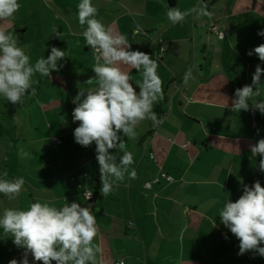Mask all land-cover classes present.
I'll return each mask as SVG.
<instances>
[{
  "label": "crops",
  "instance_id": "crops-1",
  "mask_svg": "<svg viewBox=\"0 0 264 264\" xmlns=\"http://www.w3.org/2000/svg\"><path fill=\"white\" fill-rule=\"evenodd\" d=\"M18 3L24 16L18 18L22 26L11 22L4 28L18 37L19 47L28 45L30 62L46 59L51 47L66 51V58L58 61L63 67L52 72L51 78L34 77L39 81L34 84L36 92L26 95L22 105L14 106L0 96V173L7 170V179L25 180L15 199L0 194V215L8 208L25 210L33 202L60 207L66 200L90 207L96 217L94 244L101 249L99 264L233 261L239 241L220 223L219 212L228 198L235 202L242 195L243 185L258 180L264 186V174L256 168L260 158L249 150L264 138V115L230 110L236 89L251 85L250 74L258 64L264 69V62L254 53L255 47L264 44V36L257 35L264 31V0H92L96 19L114 33L126 35L136 50L157 61L163 90V99L153 105L158 123L145 120L135 138H123L124 151L133 155L130 171L135 170L136 178L126 174L106 198L101 193L95 142L84 148L73 136L79 122L73 123L76 105L72 100L79 91L96 86L94 80L86 83L95 76V58L82 35L87 25L78 21L81 0ZM201 4L210 17L197 18L193 13L175 25L167 18L168 7L183 12ZM38 7L54 11L55 17H38V33L29 38L28 11ZM43 27L49 34H44ZM212 27L218 32L211 31ZM54 30L63 33L61 39ZM125 70L137 87L141 75L135 69ZM189 71L191 78L185 85ZM53 138L61 143H54ZM110 153L119 163L123 151ZM161 171L173 182L161 181L146 189L145 184ZM81 173L89 174L84 183L94 191L91 202L76 188ZM23 251L0 228V264L12 259L19 264ZM243 257L249 264H264L259 255ZM28 260L33 264L31 255Z\"/></svg>",
  "mask_w": 264,
  "mask_h": 264
},
{
  "label": "clouds",
  "instance_id": "clouds-1",
  "mask_svg": "<svg viewBox=\"0 0 264 264\" xmlns=\"http://www.w3.org/2000/svg\"><path fill=\"white\" fill-rule=\"evenodd\" d=\"M20 7L18 0H0V96L14 106L22 105L26 95L35 94L34 84L39 82L34 79L37 74L51 78L52 72L63 67L58 61L66 58V51L51 47L46 59L43 56L34 64L30 62L26 54L28 45L19 47L18 37L4 28L15 19ZM77 7L79 24L87 25L82 35L95 58L92 68L95 76L86 83L92 84L94 80L96 86L79 91L72 100L76 105L72 112L73 123L79 122L73 136L75 142L84 148L95 142L101 193L106 198L114 187H118L117 182L124 181L126 174L129 179L136 178L135 170L130 171L133 155L124 151L126 143L123 138H135L136 129L145 120L158 123L153 105L163 99L162 81L157 75V61L144 52L132 50L126 35L114 33L95 18L97 8L92 0H81ZM193 13L197 18L211 16L203 4L183 12L177 7H168L166 15L175 25ZM54 34L59 39L63 36L57 30ZM257 35L264 36V31ZM254 53L264 62V44L255 47ZM247 54L251 56L253 52ZM125 67L135 69L141 75L137 87H133ZM261 75H264V69L258 64L251 85L236 89L232 112L259 111L264 115V100L258 99L261 96ZM190 78L189 71L183 83L187 85ZM259 131L257 129V135ZM110 150L123 151L119 163ZM249 150L252 156L260 158L256 168L264 174V138L250 145ZM23 155L29 154L24 152ZM7 177V170L0 173V194L12 200L21 191L25 180L23 177L14 180ZM218 216L220 223L239 241L238 255L252 253L253 258L256 255L264 257V186L260 181L251 186L243 185L242 195L235 202L229 198L224 201ZM0 228L6 236L11 235L18 249L24 250L19 264H29V255L33 264H52L53 261L56 264H99L101 249L94 244L98 231L96 217L90 207L76 202L69 204L66 200L60 207L33 202L25 210L5 209L0 215ZM9 264H18V261L12 259Z\"/></svg>",
  "mask_w": 264,
  "mask_h": 264
},
{
  "label": "rangeland",
  "instance_id": "rangeland-1",
  "mask_svg": "<svg viewBox=\"0 0 264 264\" xmlns=\"http://www.w3.org/2000/svg\"><path fill=\"white\" fill-rule=\"evenodd\" d=\"M53 12L54 11H52L50 9L46 10L44 7H41V8L38 7V10H29L28 11V13L30 14V16H29V20L30 21L28 20V18L26 20L30 22V24H28L29 29H30V31H29V38H32L36 33H38L39 27L38 26H35V23H36L35 20H37L38 17L41 18V19H43V20H49L50 17H55V15H53L54 14ZM22 16H23L22 15V11L19 9L15 13V19L12 21L13 24H16L17 26H22L21 23H22V20L24 19L23 18L24 16L23 17ZM18 18H20L22 20L19 21ZM46 28L49 29L50 27L48 26ZM11 30H13V29H11ZM43 32H45L44 33L45 35L49 34L48 31L46 32L45 27H43ZM253 74L254 73H251L250 74L251 75L250 76L251 82H252V76H253ZM260 80H261V86L262 87L260 89L261 96L258 97V99L264 100V79H262V75L260 77ZM256 124H258L259 128H262V124H261L260 120L257 119ZM231 261H227L226 264H231L230 263ZM232 262H233V264H249L248 263V260L246 259V257L240 256L238 254L235 256V259Z\"/></svg>",
  "mask_w": 264,
  "mask_h": 264
},
{
  "label": "built area",
  "instance_id": "built-area-1",
  "mask_svg": "<svg viewBox=\"0 0 264 264\" xmlns=\"http://www.w3.org/2000/svg\"><path fill=\"white\" fill-rule=\"evenodd\" d=\"M211 31L217 33L218 29H217V27H212ZM219 35H220V37H222V34H219ZM52 141L54 143H56V144H60L61 143L59 140L54 139V138L52 139ZM148 157H149L150 160H154V157H153L152 154H149ZM80 177H81L82 180L77 183L76 188L80 192L81 196L86 201L91 202L93 200V198H94V191H93V189L91 187H89L87 184L84 183L85 180L89 179V174L81 173ZM71 179H73V177ZM161 181H166L168 183H171V182H173V178L169 174L161 171L156 177H154L151 181H149V182H147L145 184V188L146 189H151L153 184H159ZM129 228H132V223L129 224ZM118 264H124V263L123 262H119Z\"/></svg>",
  "mask_w": 264,
  "mask_h": 264
},
{
  "label": "trees",
  "instance_id": "trees-1",
  "mask_svg": "<svg viewBox=\"0 0 264 264\" xmlns=\"http://www.w3.org/2000/svg\"><path fill=\"white\" fill-rule=\"evenodd\" d=\"M171 2H173L174 0H170ZM132 50H136V46H132ZM263 125H264V117H263Z\"/></svg>",
  "mask_w": 264,
  "mask_h": 264
}]
</instances>
